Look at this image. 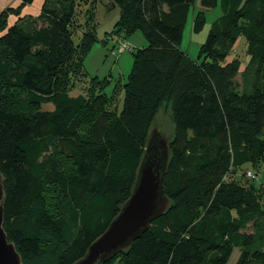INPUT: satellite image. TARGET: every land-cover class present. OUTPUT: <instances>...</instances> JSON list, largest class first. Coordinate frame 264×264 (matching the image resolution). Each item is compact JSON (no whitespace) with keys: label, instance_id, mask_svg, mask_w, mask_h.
<instances>
[{"label":"trees","instance_id":"obj_1","mask_svg":"<svg viewBox=\"0 0 264 264\" xmlns=\"http://www.w3.org/2000/svg\"><path fill=\"white\" fill-rule=\"evenodd\" d=\"M100 1L119 7L105 34L127 38L139 31L146 45L132 52L121 109L103 107L95 120L100 126L85 130L79 118L90 95L68 90L88 77L83 61L99 42L96 0H44L37 17L43 24L29 30L8 25L12 9L0 13V83L22 93L0 94L3 227L22 264H72L84 255L130 196L163 105L174 125L163 178L169 204L103 264H227L234 254L231 264H264V181L232 178L237 169L264 166V0H199L194 32L204 27L205 9L219 6L222 13L197 60L179 48L195 0ZM81 3L83 21H76ZM240 37L247 59L236 86L231 78L240 63L226 58ZM106 78L90 77L102 85L103 106L121 88L117 81L106 93ZM47 103L53 108H40ZM55 144L66 146L72 171L59 170ZM56 187L62 200L51 197Z\"/></svg>","mask_w":264,"mask_h":264},{"label":"rangeland","instance_id":"obj_2","mask_svg":"<svg viewBox=\"0 0 264 264\" xmlns=\"http://www.w3.org/2000/svg\"><path fill=\"white\" fill-rule=\"evenodd\" d=\"M14 1V0H13ZM92 0H88V3ZM12 0H7L4 6L0 9V13L6 9H12L13 11L8 15L7 17V23L13 24L17 23L21 25L25 29H33V28H38L42 26V22L40 20H37L39 14L42 11L43 7V0H33L32 3L30 4H23L21 0H17V2H13L10 4ZM96 8H95V17L94 21L96 23V35L99 40L100 47L104 49V53L107 52V54L104 55L105 61L104 63H100V61L97 60L94 63H87V69L85 68L86 72L88 73V77L84 78L81 77L78 80H75V83L73 85V88H71L69 91V94L71 96H75L78 94H83L88 96L87 97L88 103L86 104L84 110H82L81 115L79 119H83L84 123L83 127L84 130L85 128H88L89 125L92 126H100V124H96L95 120H98V118H101L100 112H103V107L106 108L107 111L111 110H120L121 109V104H122V97H123V84L126 82L128 78L129 71L132 66V52L139 46L136 45V41L138 40V37H142L141 33L139 31H136L134 34L127 38H122L121 35L117 34H105L109 31L112 30L114 23L118 19L119 16V7L115 5L114 8H108L104 6V4L100 0H96ZM85 9L84 4H80V6L76 7V11H80L79 13L77 12L76 14V21L80 20L83 21V14H81ZM201 9L199 0H195L194 4L190 7L188 17L186 20V23L184 25L183 31H182V37L181 41L179 43V48L183 50L191 59L197 60V55L199 53V48L201 44L205 41L207 34L209 32V29L211 27L212 22L220 16L221 14V9L219 6H216L214 8H209L205 9V24L204 27L202 28L201 31L199 32H194L193 31V18L196 14V12ZM80 16V19H78L77 16ZM45 24V22H44ZM109 37H113V39H122L123 41H126L129 39L127 42L130 45L131 49L130 50H124L121 53H116L112 54V51L114 49V46H116L115 43L112 42V40L109 39ZM105 39L107 43L105 44L104 42L102 43V40ZM133 39V40H132ZM77 36L74 37V41L77 42ZM132 40V41H131ZM134 41V42H133ZM113 45V47H112ZM246 43L243 37L238 38L236 43L234 44L230 54L226 58V61H231L234 59H238L240 66H239V71L235 73L231 81L236 85L240 86L241 85V72L244 68V63L247 59L246 55ZM92 55L96 56L95 51H92ZM85 59V58H84ZM84 63V61H83ZM94 74H98L94 75ZM107 77L106 79L108 80L109 78L111 79L110 84L106 88V93H110L114 84L119 81L121 84V88L119 89L118 86L116 85V88L113 92V102L110 104H106V106H103L104 103H102V97L100 98V95L98 92L102 89V85H95L91 83L90 77ZM107 82V81H106ZM8 92V95H14L16 94L19 96L18 92H11L10 89L9 91L6 90V88L3 87L0 83V94H4ZM15 91V90H14ZM22 93L20 94L19 97L21 96ZM116 95V97H115ZM94 97H96V102H100L98 104L91 105V101L94 100ZM22 107L25 108V110L30 109L28 105L25 103H21ZM43 110H48L52 109L53 105L51 103L43 104L41 107ZM93 119V120H92ZM93 121V122H92ZM157 130L160 133L164 135V137L167 140H170L173 135H174V125H173V120H172V114L169 109V106L163 105L159 110L157 111L149 132ZM54 152L58 154L57 159L60 161L59 163V170L62 171H72L73 167L70 165V159L67 156V150L66 146L59 145L57 146L56 144L54 145ZM251 172L252 176H249L247 173ZM232 178L235 179H242L243 181H248V182H254L257 186H260V182L264 181V166H261L258 168V170L252 169V168H246L244 170L242 169H237V171L234 173ZM53 186H57V183L54 182ZM59 189H54V193L51 194V197H54L57 201L62 200L61 194L58 193ZM55 214L58 215V217L62 218L63 217V208L61 202H58L55 204ZM66 225V228L70 230L69 224H64ZM236 254L232 255L230 259L228 260L227 264H231L235 258Z\"/></svg>","mask_w":264,"mask_h":264},{"label":"water","instance_id":"obj_3","mask_svg":"<svg viewBox=\"0 0 264 264\" xmlns=\"http://www.w3.org/2000/svg\"><path fill=\"white\" fill-rule=\"evenodd\" d=\"M264 132V130H263ZM169 160L168 140L157 130L149 132L136 171L132 191L107 228L72 264H103L129 247L148 228L150 222L167 208L163 178ZM3 176L0 173V264H22L21 256L3 227Z\"/></svg>","mask_w":264,"mask_h":264},{"label":"crops","instance_id":"obj_4","mask_svg":"<svg viewBox=\"0 0 264 264\" xmlns=\"http://www.w3.org/2000/svg\"><path fill=\"white\" fill-rule=\"evenodd\" d=\"M7 0H0V9L4 6V4L6 3ZM15 2H17V0H14ZM12 0V2H10V4H12L14 2ZM44 1V0H43ZM105 6V4H104ZM115 7V6H114ZM113 7V8H114ZM222 13V11H221ZM221 15V14H220ZM218 18V17H217ZM135 33V32H134ZM133 33V34H134ZM131 36V35H130ZM142 36V34H141ZM124 39V38H123ZM129 39H127L126 41H128ZM133 40V39H132ZM131 40V41H132ZM130 41V40H129ZM134 42V41H133ZM136 45H139L138 47H142L144 45H146V41L145 39L142 37H138V40L135 42ZM99 44L98 42L94 44V46L91 48V50L89 51V53L86 55L85 59H84V67L87 69V63H94L96 60H97V57H98V60L100 61V63H104L105 61V58H104V55L107 54L104 53V49L102 47H100V45H97ZM113 47V45H112ZM137 47V48H138ZM92 51H95L96 53V56L95 55H92ZM94 75H97L99 76L98 74H94Z\"/></svg>","mask_w":264,"mask_h":264},{"label":"built area","instance_id":"obj_5","mask_svg":"<svg viewBox=\"0 0 264 264\" xmlns=\"http://www.w3.org/2000/svg\"><path fill=\"white\" fill-rule=\"evenodd\" d=\"M110 40H112L113 43L116 44V46H114V49L112 51V54H116V53H121L124 50H130L131 47L128 44L127 41H123L122 39H113V37H109ZM249 176H252L251 172L247 173Z\"/></svg>","mask_w":264,"mask_h":264}]
</instances>
